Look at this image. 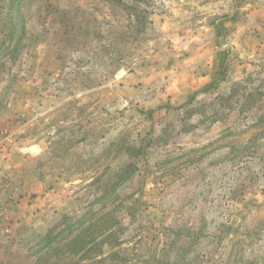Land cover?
<instances>
[{
	"label": "rangeland",
	"instance_id": "1",
	"mask_svg": "<svg viewBox=\"0 0 264 264\" xmlns=\"http://www.w3.org/2000/svg\"><path fill=\"white\" fill-rule=\"evenodd\" d=\"M0 264H264V0H0Z\"/></svg>",
	"mask_w": 264,
	"mask_h": 264
},
{
	"label": "trees",
	"instance_id": "2",
	"mask_svg": "<svg viewBox=\"0 0 264 264\" xmlns=\"http://www.w3.org/2000/svg\"><path fill=\"white\" fill-rule=\"evenodd\" d=\"M255 140H256V136L253 139L247 141L243 145V147H241V148H238V147L237 148H233V150L241 151V153L243 155L247 156L249 154V150H250L251 146L254 144ZM53 237H54V233H51V234H49V237H47V238L52 239ZM94 238L96 239V236H94Z\"/></svg>",
	"mask_w": 264,
	"mask_h": 264
}]
</instances>
